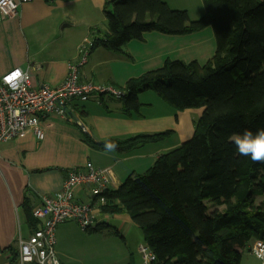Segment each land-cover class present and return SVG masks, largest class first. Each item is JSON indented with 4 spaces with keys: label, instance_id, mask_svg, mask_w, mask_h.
<instances>
[{
    "label": "trees",
    "instance_id": "1",
    "mask_svg": "<svg viewBox=\"0 0 264 264\" xmlns=\"http://www.w3.org/2000/svg\"><path fill=\"white\" fill-rule=\"evenodd\" d=\"M202 3L204 14L191 21L162 0H105L106 31H93V48L114 53L151 32L184 36L210 27L215 40L205 64L167 59L127 80L118 100L125 115L139 110L138 95L146 91L178 111L203 109L191 139L102 194L101 213L129 215L155 257L151 264H240L243 250L264 241V164L240 156L229 139L264 128V0ZM169 134L86 142L105 151L113 141L114 152L123 153ZM257 197L263 198L259 204ZM25 210L34 226L31 210Z\"/></svg>",
    "mask_w": 264,
    "mask_h": 264
},
{
    "label": "crops",
    "instance_id": "2",
    "mask_svg": "<svg viewBox=\"0 0 264 264\" xmlns=\"http://www.w3.org/2000/svg\"><path fill=\"white\" fill-rule=\"evenodd\" d=\"M162 1L170 7L168 1ZM104 3L33 0L22 4L16 16L0 22V78L18 68L28 72L35 87L59 85L67 76L68 64L76 61L79 46L98 35L93 31H106ZM203 31L184 36L146 33L142 41L128 42L123 53L95 47L79 71V81L122 89L127 80L161 67L167 59L195 60L203 65L216 49L210 32ZM138 101L139 110L130 115H125L116 99L76 101L69 122L54 116L40 121L44 130L41 141L28 133L0 144V264H16L17 238L27 239L39 226L35 220L34 226L29 222L25 207L31 210L43 195L58 191L68 170H85L91 165L103 170L109 180L108 189L116 190L128 176L144 173L159 156L193 135L200 111L175 110L152 91L139 94ZM165 132L170 134L164 140L123 153L98 151L86 142ZM90 189L84 186L77 190L76 200L90 202ZM94 216L96 227L115 229L127 240L126 246L128 238L140 231L126 213L108 215L95 209ZM70 223L74 222L57 227L56 238Z\"/></svg>",
    "mask_w": 264,
    "mask_h": 264
},
{
    "label": "built area",
    "instance_id": "3",
    "mask_svg": "<svg viewBox=\"0 0 264 264\" xmlns=\"http://www.w3.org/2000/svg\"><path fill=\"white\" fill-rule=\"evenodd\" d=\"M33 0H0V22L17 15L22 4ZM93 49V41H84L78 48L76 61L68 64L66 78L57 86H33L27 71L12 69L0 78V144L22 138L32 133L37 140L44 138L41 120L54 116L69 122V112L74 102L112 98L120 100L125 91L110 85L80 82L79 71ZM82 127V125H81ZM84 130V128H82ZM109 180L103 170L88 165L85 170L67 171L61 188L50 195H43L40 203L31 209L32 218L39 226L27 239L17 238L16 264H60L56 254V229L59 225L74 222L83 231L94 230V210L106 204L103 193ZM90 186V202L76 200L75 193ZM249 252L264 264V241L255 240ZM141 264H151L155 257L150 249L139 247Z\"/></svg>",
    "mask_w": 264,
    "mask_h": 264
},
{
    "label": "rangeland",
    "instance_id": "4",
    "mask_svg": "<svg viewBox=\"0 0 264 264\" xmlns=\"http://www.w3.org/2000/svg\"><path fill=\"white\" fill-rule=\"evenodd\" d=\"M166 1L172 9L186 11L191 21L200 19L204 14L202 0ZM205 30L203 32H210L208 35L212 36L211 40L215 45L211 28L207 27ZM195 110L200 111L201 116L203 109ZM193 116H197V112H194ZM255 200V204H259L263 198L257 197ZM216 210L221 211L223 207H218ZM128 239L126 246L125 237L123 238L113 228L101 227L96 231H83L76 223H70L65 228V233L56 238L55 249L60 264H141L139 247L145 246L143 235L137 231ZM240 264H259V261L248 248L242 251Z\"/></svg>",
    "mask_w": 264,
    "mask_h": 264
},
{
    "label": "clouds",
    "instance_id": "5",
    "mask_svg": "<svg viewBox=\"0 0 264 264\" xmlns=\"http://www.w3.org/2000/svg\"><path fill=\"white\" fill-rule=\"evenodd\" d=\"M229 139L240 156L250 157L253 163L264 164V128L257 129L255 132L244 129L243 132L234 133ZM104 147L106 152H114L117 144L108 141Z\"/></svg>",
    "mask_w": 264,
    "mask_h": 264
}]
</instances>
